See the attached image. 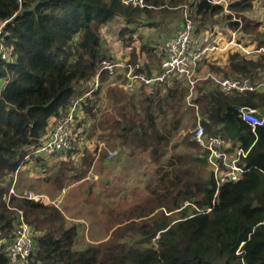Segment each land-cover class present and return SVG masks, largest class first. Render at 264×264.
<instances>
[{
    "label": "trees",
    "instance_id": "1",
    "mask_svg": "<svg viewBox=\"0 0 264 264\" xmlns=\"http://www.w3.org/2000/svg\"><path fill=\"white\" fill-rule=\"evenodd\" d=\"M255 1L145 0L139 7L121 0H0V24L7 21L1 41L9 50L6 58L0 54V264H12L3 249L16 235L19 211L33 232L28 264H264V125L253 132L236 112L251 106L264 114L262 52L229 48L225 60L216 55L201 61L205 72L262 85L224 94L207 80L198 83L194 97L207 135L226 139L232 149L249 148L240 161L246 170L241 180L217 186L192 132L175 139L196 119L178 80L131 89L121 68L100 71L99 85L81 104L76 137L85 139L66 150L67 159L49 166L36 158L48 172L36 182L50 184L52 199H59L66 187L87 181L96 151L91 139L116 149L117 157L108 161L102 152L93 170L103 174L120 166V176L106 177L110 186L118 192L144 186L137 190L143 195L127 209L109 207L103 237L79 247L77 217H67L19 173L16 194L8 198L6 180L29 147L41 143L51 118L64 116L74 98L92 89L102 59L138 65L135 71L149 75L160 43L141 35L145 27L169 23L189 5L195 33L226 18L234 43L245 47L247 38L263 40L258 49L264 32L245 22ZM104 31L116 33L125 49L119 58L105 45ZM142 163L149 166L145 173L134 170ZM28 191L41 196L28 198Z\"/></svg>",
    "mask_w": 264,
    "mask_h": 264
},
{
    "label": "built area",
    "instance_id": "2",
    "mask_svg": "<svg viewBox=\"0 0 264 264\" xmlns=\"http://www.w3.org/2000/svg\"><path fill=\"white\" fill-rule=\"evenodd\" d=\"M124 4L143 7L147 4L145 0H121ZM215 2H223L227 4V0H212ZM194 9L189 5H184L180 22L176 31L168 36L163 44L158 47L159 57L149 75L143 72H137L138 65L125 64L117 61L111 62L102 59L98 73L92 79V89L87 93L74 98L69 105L67 113L61 117H52L48 133L45 135L39 145L30 146L25 154L21 164L14 173L6 178L9 181L7 197L11 194H16L17 174L23 168L25 163H32L36 168L41 167L40 162L36 158H42L47 165H53L64 156L67 149L77 140L76 132H80L77 123L82 119L81 104L84 98L91 94L99 85V73L102 70H107L109 74L118 73V69H122V73L126 77L125 86L131 89L139 88V85L144 83L146 86L152 85H171L178 80L179 84L184 87L185 101L190 107L196 111V119L194 128L192 129L193 140L206 152V161L212 176L219 186L225 182H237L243 178L245 168L240 162L248 154V149L242 147L231 148L230 143L217 135H207L203 124L201 123V114L198 109V104L194 102V97L197 93L198 83L209 81L213 86H217L224 94H240L246 91L253 90L257 87L249 81V79H238L233 77L222 78L211 72L201 73L199 70V62L202 54L206 51L213 50L215 46H199L194 42V34L196 26L190 19ZM7 21L0 24V54L3 58L8 57L7 50L2 41V33ZM207 32V31H205ZM208 39V37H204ZM229 44H235L237 47L244 50L246 53L262 52L264 47L258 49L247 50L238 43H234L233 37ZM5 52V53H4ZM237 114L242 120L247 122L254 132L256 126L264 125V114H261L258 109L251 106H238ZM80 134V133H79ZM78 134V135H79ZM81 136H79L80 139ZM78 139V140H79ZM77 140V141H78ZM107 143L103 140L98 141L95 146L96 157L102 152L107 160L114 159L117 155L116 149L108 148ZM65 191V189H63ZM38 194L32 191L26 193L28 198H36ZM50 201V200H49ZM53 203V202H52ZM19 227L14 239L3 249L12 261V264H28V255L32 248L33 232L28 223L25 222L22 211L18 212Z\"/></svg>",
    "mask_w": 264,
    "mask_h": 264
},
{
    "label": "rangeland",
    "instance_id": "3",
    "mask_svg": "<svg viewBox=\"0 0 264 264\" xmlns=\"http://www.w3.org/2000/svg\"><path fill=\"white\" fill-rule=\"evenodd\" d=\"M262 17L263 16L260 15V18ZM154 20L157 22L159 21L157 19H154ZM263 20L264 19L262 18L261 21ZM222 21L225 23L226 26H228V21H229L228 19L222 18ZM169 26L171 27V25H169L167 21L164 24L158 22L153 26L145 27L146 29H144L141 32V35L143 37H147V35H149V38L150 36L152 38L156 34V29L158 31H164ZM151 27L155 29H152ZM103 33H104V38L106 40L105 45H107L113 50L114 57L119 58L120 55H123L125 49L120 48V45H119L120 41L116 38V33L114 32L106 33V31H104ZM204 34L207 38L208 32H205ZM229 34H230V29H229V32L226 34V38L229 36ZM127 36H129V33H126V37ZM130 36L132 37L133 34H131ZM160 37L154 40V42H159L161 40ZM204 40H208V39H204ZM203 42H204L203 44L206 43V41H203ZM138 43H140V40L139 41L136 40L134 42L135 45ZM117 50H119L120 52L119 51L117 52ZM187 106L188 105L186 104V107ZM193 128L194 126H191L187 128V130H181L180 132L176 133L174 136L175 139L181 138L183 134H185L186 132H192ZM83 137L84 135H82V138ZM90 141L91 140L89 139V142ZM93 143L95 145L96 142H93ZM106 145L108 146V148H110L108 144ZM83 146L85 145L80 146V151ZM79 155L80 157L76 158L75 160L77 165H79L80 163L81 153H79ZM31 164L32 163L27 164L24 168L21 169L22 171L20 170L22 172L23 180H25L26 183L32 182L35 185V187H37L39 190L40 189L44 190L43 194L47 196L48 200H50L49 202L50 203L53 202V204L59 206L62 210L64 206L66 205L68 207V212H65V211L64 212L67 217H77V218H74V221L80 222L79 235H78V238H79L78 246L79 247L83 246L87 241H90L91 239H98V238L103 237V235L105 234V230L102 227L103 225L102 220L105 217L106 211L110 209L109 207H112L116 209L117 211H119L120 209L121 210L127 209L132 204L140 200L143 195L141 191H137V190H139L140 188H144V186H137L138 189H136V186H124L125 187L124 192L123 191L118 192L117 186H110L109 180H105V178L99 176L96 179L91 178L84 183H80V185L74 187L70 192L68 191L67 193H65L66 195L65 197H63L64 198L63 200L62 199H52L53 197H56V195H54L55 192L53 191L52 186H50V184H47L46 182L44 183L36 182V181H39L37 177L45 176L48 174V172L46 173V171L43 170L42 167L36 168L35 165L33 164L31 165ZM140 166L141 168H137L134 170H142V172L145 173L149 168V166L146 163H142ZM122 171L118 172L117 169H114V171L112 172V176L108 174L107 178H109L110 180L113 177L117 178L118 176L121 175ZM105 181H107L108 184H106ZM146 182H147V179H146ZM149 182H151L150 179H149ZM87 185H90V186H87Z\"/></svg>",
    "mask_w": 264,
    "mask_h": 264
},
{
    "label": "crops",
    "instance_id": "4",
    "mask_svg": "<svg viewBox=\"0 0 264 264\" xmlns=\"http://www.w3.org/2000/svg\"><path fill=\"white\" fill-rule=\"evenodd\" d=\"M260 15L263 16L262 18L264 19V0H256L254 2V8L252 9V11L248 12L245 15V20H246V22H249L250 25L255 26L256 29H257L256 31L259 30L261 32H264V20L261 21L262 18H260ZM180 19H181V16L180 15H179V18H173V19H171L170 22L168 23V24H171V28L169 26L164 31H158V30H156V34L152 38L153 39L155 38L154 40H156L157 38H159L161 36L160 37L161 40L159 42H155V43H160L162 45L163 42L166 40V38L168 36L172 35L176 31L177 26H178V24L180 22ZM233 19H235V17H233ZM239 24L241 25L242 22H239ZM205 31L208 32V36H207L208 37V40H204V37H206L205 34H204ZM228 32H229L228 26H226L225 23L222 20H219V21L215 22L213 26L210 25V26L207 27V29L200 30L198 33H195L194 34V42H195V45L197 47L203 46V45H205V46H216V48H214L213 50L206 51L204 54H202V56L200 58V62H199L200 74L201 73H206L205 71H203L204 66L201 63L202 59H204L205 57H214L216 55H219V56L222 57L223 60H225V57L227 56V53H228L227 49L232 48V50H240V48L237 47L236 45L229 44V41L231 40L232 37H234L235 32H232L231 35L229 34V36L226 38V34ZM203 41H206V43L203 44L204 43ZM259 41H262L263 42V40H258L257 39L255 41L254 39H250V38H247L246 40H242V42L246 44V46L244 48H246L247 50L254 49L257 46V44L259 43ZM159 45H157V46L159 47ZM261 45H262V47H264V44L263 43ZM210 84L212 85V83H210ZM254 85H257L258 86V85H262V84H254ZM259 112L262 114L261 111H259ZM81 138H82V135H81L80 139ZM91 140L93 142H96L95 143L96 145H97V142L98 141H101L99 139L98 140L97 139H94V140L91 139ZM73 156H75V155H73ZM67 157L68 156L66 154H64V156L62 157L61 160H66ZM75 157L78 158V157H80V155L78 154ZM99 159H100V154H99V156L96 157V151H95L94 158H93L92 163H91V166H90V170H89V172H88V174H87V176L85 178V179H87V181L89 179H91V178H95L96 179L99 176L105 178V180H106V177H107L108 174H110L112 176V172H110V171L109 172L106 171L103 174H98L95 170H93L95 168V166L98 164ZM57 162L58 161H56L54 164H56ZM27 164H30V163H25L23 165V168ZM33 167H35V166H33ZM116 169H117L118 172L119 171H122V168L120 166L118 168H116ZM21 171L19 172V175L22 178V172ZM34 175H36V174H34ZM78 185H80V183H74V184L66 187L65 188V191H63V193H62V195H61V197L59 199H62L63 200L64 199L63 197H65V195H66L65 193H67L68 191L70 192L74 187H76ZM17 186H18V184H17ZM63 210L65 212H68V207L65 205L64 208H63Z\"/></svg>",
    "mask_w": 264,
    "mask_h": 264
}]
</instances>
